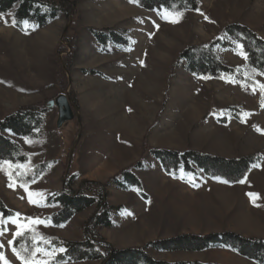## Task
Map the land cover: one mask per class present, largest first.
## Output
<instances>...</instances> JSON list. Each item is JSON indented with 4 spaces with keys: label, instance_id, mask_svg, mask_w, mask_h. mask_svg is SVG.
I'll return each instance as SVG.
<instances>
[{
    "label": "rangeland",
    "instance_id": "374dc122",
    "mask_svg": "<svg viewBox=\"0 0 264 264\" xmlns=\"http://www.w3.org/2000/svg\"><path fill=\"white\" fill-rule=\"evenodd\" d=\"M70 1H77L70 17L61 14L44 28L24 23L20 29L12 13L0 16V122L23 107L46 109L40 138L3 132L28 162L0 168V197L15 213L5 220L0 215V264H49L64 252L36 249L31 260L23 262L13 242L32 225L68 241L96 234L117 250L184 235L229 232L264 239V76L248 68L241 44L224 34L227 28L240 27L264 40V0H197V11L180 12L179 17L146 11L131 0ZM92 30H113L127 37L128 44L101 45ZM219 37L224 45L215 49L217 56L241 78H203L190 73L185 61L177 63L181 52ZM66 94L81 121L58 129V108H48V102ZM145 143L149 150H193L226 159L258 153L260 158L243 182L206 178L200 170L169 175L150 152L144 154ZM126 153L131 155L126 163L134 155L128 164L115 157ZM103 159L106 164H101ZM130 167L142 183L141 191L122 190L112 181ZM13 174L22 180L30 175L31 182L22 186ZM99 187L111 208L112 228L94 227L97 205L60 227L49 219L60 210L55 197L84 189L96 195ZM226 249L149 247L147 253L168 263L239 264L240 255Z\"/></svg>",
    "mask_w": 264,
    "mask_h": 264
},
{
    "label": "trees",
    "instance_id": "16d2710c",
    "mask_svg": "<svg viewBox=\"0 0 264 264\" xmlns=\"http://www.w3.org/2000/svg\"><path fill=\"white\" fill-rule=\"evenodd\" d=\"M135 2L140 8L151 12L180 13L194 12L199 9L197 0H135ZM76 4L77 1L70 0H0V16L12 13L15 25L20 29L24 23L33 27L44 28L61 14L69 18ZM91 32L95 39L104 46L108 42H113L116 45L128 44L127 37H123L113 30L104 32L92 30ZM224 34L234 37L243 46L248 68L264 76V40L252 31L240 27L227 28ZM223 45L224 43L219 37L207 45L186 49L180 53L177 63L185 61L190 73L203 78L218 79L224 75H235L237 74L236 70L224 65L215 52L217 47ZM69 60L68 55L65 57V63L68 66L70 65ZM238 78L241 76L238 75ZM45 112V107L27 106L18 109L0 122V168L5 163L22 165L28 162V157L22 152L20 146L4 137L3 132L9 131L19 137L40 138L46 129ZM148 152L161 163L169 175H176L180 170L194 174L200 170L207 177L222 178L231 183L243 180L250 172L251 166L257 163L260 158L258 153L241 159H226L193 150L185 152L160 148L149 150L147 143H145L144 154ZM134 167L123 170L112 181H116L122 190L135 188L141 191L142 183L132 173ZM120 177H123V181H118ZM13 178L22 186H27L31 182L30 175L25 180L16 177L14 174ZM92 194L95 193L91 189L71 190L55 197V203L60 205V210L51 215L49 219L55 226L60 227L68 224L77 214L97 205L99 212L92 221L94 227L112 228L114 223L110 215L111 208L105 202L106 193L99 187L97 194ZM0 215L2 220L15 215L1 197ZM1 229H4L3 225ZM149 247L160 251H204L217 247L227 248L257 264H264V239L245 238L229 232L207 236L184 235L149 243L142 248L117 250L96 234L91 235L88 232L85 241H68L48 236L36 225H32L28 230L16 235L13 242L15 253H18L22 261L26 263L31 260L36 249H44L45 251L63 249L64 252L56 255L49 264L98 260H102L103 264H218L156 261L147 253Z\"/></svg>",
    "mask_w": 264,
    "mask_h": 264
},
{
    "label": "water",
    "instance_id": "95a60500",
    "mask_svg": "<svg viewBox=\"0 0 264 264\" xmlns=\"http://www.w3.org/2000/svg\"><path fill=\"white\" fill-rule=\"evenodd\" d=\"M54 107H57L58 111H59V117H58V121H57V128L58 129H61L66 123L72 122L75 119H77V121L80 123V121H81L80 111L76 107V105L73 104V102L70 98V95H68V94L60 95L55 100L49 101L48 102V108H54ZM80 135L81 134L79 133L78 138L76 140V143L70 152V162H69L70 165L72 162L74 148L76 147V145L79 142ZM68 172H69V170H68Z\"/></svg>",
    "mask_w": 264,
    "mask_h": 264
},
{
    "label": "crops",
    "instance_id": "0c3cea01",
    "mask_svg": "<svg viewBox=\"0 0 264 264\" xmlns=\"http://www.w3.org/2000/svg\"><path fill=\"white\" fill-rule=\"evenodd\" d=\"M127 154V153H126ZM128 155V154H127ZM125 156V155H123V156H121V158H119V154H117L115 157L117 158V159H121L122 160V162L124 161V163L125 164H128V163H130L131 161H133V159H134V155L132 154V159L131 160H129L127 163H126V159L128 158V157H131V155H128V156ZM101 162V164L103 163V164H106L107 163V160H105V159H103V160H101L100 161ZM108 164H109V162H108ZM206 178H209V177H207L206 176ZM206 182H208V183H211V182H214V183H216V180H208V181H206ZM221 184H223V183H221ZM207 194V193H206ZM212 194V193H211ZM249 204V207H251V205H250V202H248ZM245 214H244V216H246L249 212H250V209H248V210H244L243 211ZM238 217V216H237ZM230 223V222H229ZM234 223V222H233ZM227 227H229L230 229L232 228V229H234V230H236L235 229V226L233 225V224H229V225H227ZM240 233H242V232H240ZM226 251L227 252H230L231 254H234V251L232 252V250H227L226 249ZM238 256V255H237ZM239 259V260H238ZM238 259H236L237 260V262H240L239 264H257V263H255V262H253V261H251V260H248V259H246V258H242V256H240Z\"/></svg>",
    "mask_w": 264,
    "mask_h": 264
},
{
    "label": "snow or ice",
    "instance_id": "6c2138e0",
    "mask_svg": "<svg viewBox=\"0 0 264 264\" xmlns=\"http://www.w3.org/2000/svg\"><path fill=\"white\" fill-rule=\"evenodd\" d=\"M131 2H135V0H131ZM171 15H173V16H175V17H179V16L182 15V13H172ZM171 22L175 23L176 20H172ZM157 27H158V26H157ZM238 47H239L241 50H242V48H243L242 45H238ZM241 54H243V53L241 52ZM245 58H247V57L245 56ZM241 182H243V181H241ZM0 234H3V233L0 232ZM17 234H19V233H17ZM17 255H19V254L17 253ZM3 260H4V257H3L2 255H0V261H3ZM5 264H7L6 261H5Z\"/></svg>",
    "mask_w": 264,
    "mask_h": 264
}]
</instances>
